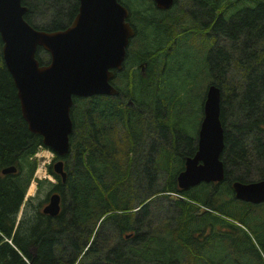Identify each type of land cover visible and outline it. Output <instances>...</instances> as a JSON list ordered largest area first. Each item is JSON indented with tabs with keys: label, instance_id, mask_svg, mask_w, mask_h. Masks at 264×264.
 I'll return each instance as SVG.
<instances>
[{
	"label": "trees",
	"instance_id": "16d2710c",
	"mask_svg": "<svg viewBox=\"0 0 264 264\" xmlns=\"http://www.w3.org/2000/svg\"><path fill=\"white\" fill-rule=\"evenodd\" d=\"M178 1L170 10L160 11L152 0H119L135 31L127 61L145 65V76L135 70L119 74L116 97L74 98L69 150L61 158L65 182L48 166L57 184L46 199L51 191L58 192L62 204L54 221L41 213L46 199L35 211L29 206L32 198L24 202L38 166L34 155L43 145L22 117L13 80L3 63L0 40V241L14 229L22 237V242L14 245L18 250L2 244L0 264H264V242L244 221L248 212L264 207V203L236 200L231 186L234 181L264 180V0H183L177 8ZM21 3L28 8L24 20L46 32L65 29L78 9V0ZM186 5L189 8L184 9ZM181 17H190L192 25L177 31L183 25ZM219 36L227 41V47L215 45ZM190 56L195 66L184 69L182 61ZM173 57L179 62L172 70L182 73L179 76L184 83L168 89L165 80ZM37 59L41 65L49 60L43 51L37 53ZM211 81L221 93L224 180L190 188L192 194L177 189L174 175L196 151L181 128L176 100L188 98L203 85L204 104ZM227 96H239L231 103L236 111L228 124L223 106ZM151 135L165 138L167 145H154L145 156ZM11 166L17 172L3 176L1 171ZM252 170L257 175L254 180H250ZM158 172L165 173V184L154 196L170 202L169 194L177 193L185 200L170 202L177 209L174 215L162 219L158 226L148 224L143 234H138L136 224L131 225L132 214L119 213H144L154 198L148 194L143 197L146 186L151 190ZM42 185L37 181L38 196ZM219 185L223 187L218 194L228 191L233 198L214 200L209 191ZM132 199H137L135 208ZM98 221L99 225L113 226L116 239L129 235L119 244L122 250L98 249L92 233ZM90 223L92 230L87 227ZM253 228L257 231L258 225ZM96 253L100 258L87 262Z\"/></svg>",
	"mask_w": 264,
	"mask_h": 264
},
{
	"label": "water",
	"instance_id": "95a60500",
	"mask_svg": "<svg viewBox=\"0 0 264 264\" xmlns=\"http://www.w3.org/2000/svg\"><path fill=\"white\" fill-rule=\"evenodd\" d=\"M152 1L163 11L174 3V0ZM27 11L21 0H0L2 59L13 80L29 132L40 136L44 147L63 158L69 150L74 98L118 94L110 84L112 71H121L126 48L135 31L127 22L128 10L118 0H78L71 23L53 32L33 28L24 20ZM39 51L48 55L46 64L38 61ZM220 115V89L210 84L206 88L196 152L185 158L183 169L176 176L179 189L186 191L224 180L221 160L224 131ZM52 169L65 182L67 174L62 160H57ZM16 171L11 166L1 174L6 176ZM231 186L236 200L251 205L264 203V180L234 181ZM60 204V194L49 195L42 214L57 217Z\"/></svg>",
	"mask_w": 264,
	"mask_h": 264
},
{
	"label": "rangeland",
	"instance_id": "374dc122",
	"mask_svg": "<svg viewBox=\"0 0 264 264\" xmlns=\"http://www.w3.org/2000/svg\"><path fill=\"white\" fill-rule=\"evenodd\" d=\"M182 3H184L183 0H179L176 4L177 8L178 6H181ZM121 4V3H120ZM189 8V5H186L184 9ZM182 20V26L181 27H177V31H182V30H186V28H189L192 25L191 19L190 17H181L180 18ZM180 23V22H179ZM217 28H214V33H216ZM207 34H211L212 33L208 30ZM215 45L216 46H223V47H227V41L222 37L219 36V38H215ZM179 61L177 59H175L174 57L171 58V61L169 63V76L168 78L165 80L166 82V87L168 89H176V88H180L183 83H184V79L180 78L179 75H182V73L180 71H173L172 68L173 66L178 63ZM182 64H184V69H190V68H194L195 66V62H194V58L192 56L184 59L182 61ZM197 71V70H196ZM195 71V73H196ZM214 81H211V83H213ZM203 91H204V87L203 85H201V87L199 88L198 91H195L194 93H191L190 96L188 98H184L181 99L178 98L176 100V105L180 107L179 110V119L181 122V128L182 130L186 131L185 136H187L189 138L190 141H192L193 143V147H195L196 143H197V134H198V129L199 126L201 124L202 121V116H203V103H202V95H203ZM228 97V96H227ZM224 98L223 101V106L225 108L224 111V118H225V123L228 124L230 119L232 118V115L234 114L233 112L236 111L234 108V104L231 105V103H236L237 101V97L239 96H235L233 97H228V98ZM204 101V100H203ZM151 127L149 126L148 131L150 132ZM143 131L147 133V127L143 126ZM156 134V133H155ZM165 138H160V137H155V136H150V138L147 141V145H146V152H145V156L149 154L150 150L153 148V146L155 145L157 147V145H159L161 142L165 143L164 141ZM167 145V144H166ZM43 146H40L37 148L36 154L34 155L36 160H39V162H41L43 159L42 158H37V154L38 156H42L43 154L47 156V160H49V163L46 165L45 168V172L42 176H39V178L45 177V179L40 180L42 182V187L40 189L39 192V196L37 195V181H34L31 183L30 187H28L27 192H26V199L27 198H32V201L29 203V206H37V203L44 201L46 199V194L49 190H52L53 186L57 184V181L53 178V176H51L48 172V166L51 165L52 163H54L55 161V154L52 153L49 149L46 150L44 149ZM37 168V167H36ZM36 172V170H35ZM178 171H176L174 173V175H177ZM254 173H256L255 171L253 172V170L251 171V175H250V180H254L256 179V176ZM165 173L164 172H158L155 175V179L152 181V186H151V190L150 188L148 189L147 187V191H145L143 197H146L145 195H153V200L151 202H149V204H147L145 206V211L142 214H134L129 213V212H120L119 214H132L131 215V225L136 224L137 229H138V234L140 232V234H143L144 232V228L146 226L149 225H153V226H158L161 224L162 219L167 218L170 219V217H172L175 213V211H177V209L174 207V205L170 202L175 201H184L185 197H183L180 194L177 193H173L171 194V196H169V200L170 202L162 199V196L160 197V195H155L154 193L156 191H158L159 189H161L164 186V181H165ZM33 184V185H32ZM223 186L219 185V186H214L213 188L211 187V190L209 191L210 195H214V200L220 201L223 199H229V198H233V195L230 192H224L223 194H218L220 188H222ZM216 188V189H215ZM139 189V185H137V187H135V190ZM222 190V189H221ZM189 193L193 194V191L191 190ZM179 197V198H178ZM48 198V196H47ZM47 200V199H46ZM143 201V199H142ZM138 205L137 199H132L131 201V206L132 208H135ZM145 204H141V206ZM41 207V206H40ZM232 208V206H231ZM242 209H246V206L242 205L241 206ZM34 210V208H33ZM134 210V209H133ZM248 211V210H247ZM31 212V211H30ZM264 214V207H258L256 209H254L251 212H248L245 215V226L248 227V229L254 234V235H258V238L264 242V218L261 219V217ZM31 216H33V212H31ZM121 216V215H119ZM28 219H30V215L28 214ZM67 222H68V218L65 217L64 218ZM101 221V220H100ZM139 222H143L142 226H140ZM99 221L97 222V225L95 226V228L93 229V236L94 234H96V240H97V245H98V249L100 250V248H107L109 247V250L115 249V250H122L119 246V244L126 239V237L124 236L123 239H116V237L114 236V228L112 226V229L110 227H107L106 223H102L101 225H99ZM263 223V228L261 230V224ZM257 224L258 225V229L257 231L254 230V225ZM91 223L87 226L89 228V230H92L91 228ZM110 225V224H109ZM85 226V225H83ZM253 240V242L255 243L254 239L251 238ZM101 241H103V244L101 243ZM135 241V240H134ZM136 243V242H134ZM103 252H105L106 250H101ZM30 253L34 254L33 250H30ZM100 258V253L99 254H95V255H91L88 259L87 262H91V261H96L97 259ZM80 259V258H79ZM86 262V263H87Z\"/></svg>",
	"mask_w": 264,
	"mask_h": 264
},
{
	"label": "flooded vegetation",
	"instance_id": "af4514ba",
	"mask_svg": "<svg viewBox=\"0 0 264 264\" xmlns=\"http://www.w3.org/2000/svg\"><path fill=\"white\" fill-rule=\"evenodd\" d=\"M127 22H128V19H127ZM129 23V22H128ZM132 39V38H131ZM130 43V42H129ZM129 46V45H128ZM127 59H128V47L126 48V55H125V60H124V62H123V64H122V69H121V71H112L113 72V78L110 80V84L112 85V87L113 88H115V82H116V80L119 78V76H121V75H119V74H122L123 73V75L124 74H126L127 72L128 73H132V72H134V70L135 71H137V73L138 74H140V75H143V76H145V65H143V64H132L131 63V60H129V61H127ZM128 67H130L131 68V70H127V68ZM123 85H124V83H123ZM117 95H115V96H113V97H116ZM128 106H133V104H132V102H129L128 101ZM198 135V134H197ZM195 148L197 149V143H196V145H195ZM196 152V151H195ZM195 152H194V154H195ZM193 154V155H194ZM192 155V156H193ZM188 157H190V156H188ZM184 192H188V191H184ZM53 193H55V192H53ZM58 193V192H57ZM59 194V193H58ZM50 195V194H49ZM47 204V202H44V203H42V206H41V208H40V210L45 206ZM38 205H39V203H37V206L36 207H38ZM61 206H62V204H61ZM61 206H60V211H61ZM36 207H34V206H31L30 207V209L32 210V211H35L37 208ZM33 208H34V210H33ZM45 216V215H44ZM47 216V215H46ZM47 217H49V216H47ZM20 215H19V217H18V220H20ZM49 218H51V217H49ZM54 220H56V217H54L53 218V221ZM15 227H16V225H15ZM2 235V234H1ZM21 236H19L18 235V230L16 231L15 229L13 230V232L11 233V235L8 237V238H3V240L2 241H0V247L2 246V244L5 242V239H7V240H9L10 241V246H11V248L13 249V250H18L17 249V246L15 247L14 245H15V243L16 242H22L21 241ZM22 246H24V245H22ZM23 247H21V250H23L22 249ZM29 250H33L32 248L31 249H29Z\"/></svg>",
	"mask_w": 264,
	"mask_h": 264
}]
</instances>
